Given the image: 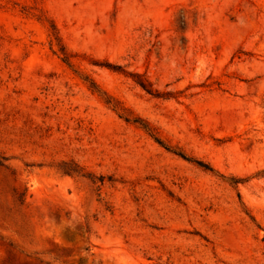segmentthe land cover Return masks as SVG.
<instances>
[{
  "label": "rangeland",
  "instance_id": "374dc122",
  "mask_svg": "<svg viewBox=\"0 0 264 264\" xmlns=\"http://www.w3.org/2000/svg\"><path fill=\"white\" fill-rule=\"evenodd\" d=\"M0 161V264H264V0H0Z\"/></svg>",
  "mask_w": 264,
  "mask_h": 264
},
{
  "label": "trees",
  "instance_id": "16d2710c",
  "mask_svg": "<svg viewBox=\"0 0 264 264\" xmlns=\"http://www.w3.org/2000/svg\"><path fill=\"white\" fill-rule=\"evenodd\" d=\"M52 30L54 32L55 39L57 40V43H58V45L60 47V51H61V53L63 55V57H62L63 61L66 62V63H69L70 62V58H71L72 55L67 51L66 47L61 43V39L57 35L58 34L57 33V29H56V26L54 24L52 25ZM107 66H109L110 68H112L114 70H120L121 69V67L118 66V65L108 64ZM135 76L137 77L136 82L143 89H145L148 93H150L152 95H155V96H169L170 95V93H160L157 89H155L153 87V84L146 77H144L143 75H135ZM91 86L92 87H95L94 83H92ZM135 122H139V121L136 119ZM143 126L145 128H147V129H149L147 125L143 124ZM154 138L160 144H164L163 141H162V139H160L159 137H157V136L154 135ZM166 148L169 149V147H167V146H166ZM175 153L178 154V155H180V156H182L183 158H185L187 160H190V161L195 162L196 164H198L199 166H201V167H203V168H205L207 170H212V167L208 163H205L202 160H194V159H191L190 157H188L182 151H175ZM0 165L5 166L2 161H0ZM60 169L62 170L63 173L68 174V175H82V176H85V177H89L90 179H92V181L94 183L100 182V185H103V183L105 182V177L104 176L95 177L93 175L83 173L82 169L77 164H75V163L63 162L61 164V166H60ZM18 199L20 201H23L24 200L23 197H22V195H19L18 196Z\"/></svg>",
  "mask_w": 264,
  "mask_h": 264
}]
</instances>
